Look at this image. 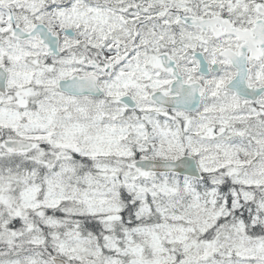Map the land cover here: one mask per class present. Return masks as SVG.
I'll list each match as a JSON object with an SVG mask.
<instances>
[{"label":"snow or ice","instance_id":"1","mask_svg":"<svg viewBox=\"0 0 264 264\" xmlns=\"http://www.w3.org/2000/svg\"><path fill=\"white\" fill-rule=\"evenodd\" d=\"M0 264H264V0H0Z\"/></svg>","mask_w":264,"mask_h":264}]
</instances>
